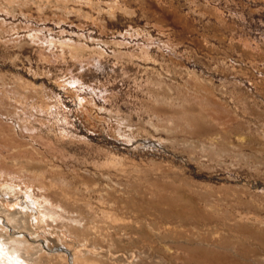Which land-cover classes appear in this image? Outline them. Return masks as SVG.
Returning a JSON list of instances; mask_svg holds the SVG:
<instances>
[{"label":"rangeland","instance_id":"374dc122","mask_svg":"<svg viewBox=\"0 0 264 264\" xmlns=\"http://www.w3.org/2000/svg\"><path fill=\"white\" fill-rule=\"evenodd\" d=\"M0 208L27 264H264V0H0Z\"/></svg>","mask_w":264,"mask_h":264},{"label":"bare ground","instance_id":"6f19581e","mask_svg":"<svg viewBox=\"0 0 264 264\" xmlns=\"http://www.w3.org/2000/svg\"><path fill=\"white\" fill-rule=\"evenodd\" d=\"M1 208H0L1 210L0 216L4 213V210H2ZM20 227L21 226H16L14 229L15 231L14 233L20 232L19 231L21 229ZM2 229H4V226H0V230ZM31 240L39 241V239L34 240V238ZM33 245L35 244L29 243L28 240L23 241L18 239L17 237L5 238L4 234L0 233V262H2L3 264H27L24 258L20 255V250L21 251L24 250V246H33Z\"/></svg>","mask_w":264,"mask_h":264}]
</instances>
